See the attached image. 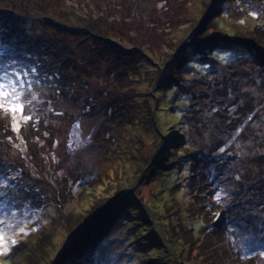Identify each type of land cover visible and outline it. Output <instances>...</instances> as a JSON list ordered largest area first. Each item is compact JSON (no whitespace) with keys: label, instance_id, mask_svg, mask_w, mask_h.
<instances>
[{"label":"rangeland","instance_id":"obj_1","mask_svg":"<svg viewBox=\"0 0 264 264\" xmlns=\"http://www.w3.org/2000/svg\"><path fill=\"white\" fill-rule=\"evenodd\" d=\"M16 1L0 4V24L29 27ZM29 10L32 19L54 16L44 19L56 21L47 38L64 50L48 54L54 64L60 59L61 88L72 73L66 55L82 63L87 81L78 76L68 94L43 88L36 105L11 113L14 137L32 144L36 163L26 161L21 187L0 180V204L8 205L0 264H27L21 256L41 229L52 243L37 263L57 264L108 216L81 252L96 264H264V217L239 218L251 204L254 212L264 206V155L257 154L264 151V45L255 55L237 45L244 31L264 29V0H32ZM96 20L120 47L106 48L108 63L93 55L104 53L102 42L86 34ZM119 50L129 56L124 70ZM86 86L95 92L92 108L111 101L121 116L86 113L77 95L86 96ZM43 98L36 123L20 130ZM36 126L44 132L34 137ZM184 144L190 153L168 152ZM156 158L162 163L150 168ZM214 160L220 170L210 168ZM231 204L237 208L227 212ZM226 213L242 223L214 230L221 215L230 223Z\"/></svg>","mask_w":264,"mask_h":264},{"label":"trees","instance_id":"obj_2","mask_svg":"<svg viewBox=\"0 0 264 264\" xmlns=\"http://www.w3.org/2000/svg\"><path fill=\"white\" fill-rule=\"evenodd\" d=\"M36 2L40 1V0H34ZM32 2V0H18L16 1V8H20L19 12L23 13V15H25L24 19L21 18V20L24 23L30 24L29 27H22L18 22H8V23H2L0 24L1 28H0V36L2 37V41L3 42V46H0V77H6L7 80H15V74H19L21 76V80L19 81V83L23 84V88L20 89V97L21 100L20 102L24 104V106L27 105H31L29 108L33 107L34 105L37 104V102L39 101L40 97H39V91L43 88L47 89L50 88V90H54V92H61L62 94H68V92H71L75 87L74 84L77 80V77L80 76L81 78L85 79L87 81V73L85 72V68H79L78 64H82L81 62L77 63L75 60L71 59L69 56H64V62H65V69H70L72 70V73L70 75V79H69V83L67 85V89L61 88V85L57 82L56 77H58V75H60V69L58 68L57 64H59L60 66V59H57L56 63H53V59L51 58L50 55H48L53 49L56 50V56H62L63 55V51L60 53V50L58 49V47H54V40L52 38L48 39L47 38V33L46 30L49 26H53L55 25L56 21H51L48 19H44V18H48L49 15L52 17L51 14L48 15L47 12L43 11V13L41 14V17H38L36 19H32L30 17L31 13L34 11H25V3L26 4H30ZM3 3V0H0V4ZM42 4V3H40ZM0 7H2V5H0ZM48 7L52 10L53 7L49 6ZM89 7V4L87 3V6ZM41 8H37L35 10V12L37 11H41ZM25 12V13H24ZM27 17H29L30 19H28ZM108 16L106 18L103 19L104 24L107 23H111V21H109ZM96 24H89L88 29H86V34H88V36H90L92 38V40H99L102 42V44L99 46V48H103L104 53H102L101 51H97L96 53H94V57L96 55H101V56H97L96 60L98 58H103L107 63V47H111L112 50L114 51L116 49H120V47L116 44V41L113 39L114 34H112L110 31H107V27L106 25L102 26V24L99 22V20H96ZM113 23V22H112ZM114 24V23H113ZM40 26L39 27H36ZM54 27V26H53ZM61 27V24L59 25V28ZM49 29V28H48ZM41 32H43L46 35V38H40L41 36ZM243 42L244 45H238V47H241V51L251 54H258L261 50V47L264 45V29H251L250 31L246 30L243 33ZM0 37V38H1ZM97 37V38H96ZM102 38V39H101ZM5 45V46H4ZM119 55L121 56L122 60H121V65L123 68L122 70H124L128 65V58L129 56L125 57L123 56V52L119 50ZM199 54V53H198ZM260 54V53H259ZM249 55V54H248ZM126 58V62L124 63L123 59ZM254 58H256L257 62L262 61L263 59L261 55H256ZM11 60H13L14 62H11ZM125 66V67H123ZM89 70V69H86ZM27 73V75L25 76L24 74ZM132 73H134L132 71ZM132 73L127 72L128 76L125 78V80H130V78H133ZM136 74V73H134ZM37 83V84H36ZM37 88V89H36ZM36 91V94H35ZM85 91H88L86 93V96L83 97V95L80 93V90L78 92L77 95H79L80 98H84V102L87 103L86 108H84L85 111L88 112H96L97 110H103L106 113H108L109 115L112 116V118H119L122 114L121 111H119V108L115 107L112 105L111 101L110 104H104L102 106H99L97 108H92L94 107V105H96V102L94 99L95 96H93V94H95L94 91L90 92V88H87ZM97 100L100 96H96ZM44 99V98H43ZM47 99L44 100H40L41 105H37L36 108L30 109V117L31 119H29V121H26V123L24 124V126L20 129V130H25V128L29 127L31 125V123L35 122L36 118L33 119L32 115H37V112H39L40 110H43V107L45 106ZM42 101V102H41ZM55 101V100H54ZM56 103V101H55ZM49 106V105H47ZM98 106V105H97ZM175 106V104L173 105ZM6 107H8L6 105ZM89 109H91V111H89ZM218 109L217 113L222 114ZM3 109H0V180L1 182L5 181L6 178H8L7 181L12 182L13 179H16L15 182V186H19L21 187L22 185L20 183L21 182V175L22 172H26L27 168H26V161H28V167L32 164L36 163V157L33 154V147L32 144H28L27 137L28 136H24V142H22L21 144L19 142L16 141V137H14V133L12 131V125H10L11 122V113H13V111H6L5 113L2 112ZM264 119V118H263ZM49 119H45V122L48 121ZM29 122V123H28ZM36 123V122H35ZM225 124V123H224ZM263 124V123H262ZM43 126H45V124H43ZM43 126H36L34 128V137L38 136L39 134H43ZM229 125L225 124V129L226 130H230V128L228 127ZM264 128V127H263ZM181 148H174L169 150L168 152H174L176 149V152L178 149H182L186 154L190 153L189 148L184 145H181ZM188 150V151H187ZM257 154L260 155H264V151L262 150V152L258 149ZM163 155V154H162ZM35 157V158H34ZM164 157V155H163ZM262 160V159H261ZM154 162H161L162 163V159L156 158L155 161H153L150 164V168H152L154 166ZM190 164H188V166H191V168L193 167V163H191L189 161ZM195 166V165H194ZM211 169H219V165L217 161H213V163L211 164ZM222 169V167H221ZM201 171H199L200 173ZM24 176V175H23ZM0 182V183H1ZM131 188V187H130ZM127 191V190H126ZM235 201H238L239 203L241 202L239 200V198ZM240 205V204H239ZM254 205L251 204L248 207L247 211H243V213L239 216L240 219H248L251 218L252 216H258L261 218V220H263L262 217H264V206L262 209H256L255 212L252 211V207ZM8 208L7 203L5 204H0V215L2 214V212L4 210H6ZM228 211L227 212H231L234 211V209L237 208V206H233L231 204L230 207H227ZM230 209V210H229ZM243 210V208H241ZM208 211V210H207ZM13 212V211H11ZM204 215V221L207 222L208 221V213L204 212L202 213ZM228 213H226L227 216V220L230 221V223H225L223 220V216L221 215L217 220H219V223H217V225L214 226V230L217 231V229H219V226H237L238 223H240L241 220H236L234 219L233 215H230L232 217H228ZM105 218V217H104ZM111 219L110 216H108L106 218V220ZM104 220V219H103ZM103 220H101L98 223V227L97 229H93L92 232L89 234V236H85L81 241H78L76 246L69 251L68 253H66V251L64 252V256L61 257V259L58 260L57 264H96V258L92 259L91 253L89 254H81V252H83V249L86 248L87 245V240H89L92 236H95L98 228L100 229V227L102 226V222ZM104 220V221H106ZM226 220V221H227ZM242 223V222H241ZM240 223V224H241ZM221 224V225H220ZM213 228V227H211ZM210 228V226L207 228V232H211L214 231ZM221 228V227H220ZM76 229L73 228L71 231L72 233L75 231ZM44 229H41L38 231V239H37V244L33 245L34 247L31 248L30 250L25 251L24 253H26V255L23 257L21 256V260L24 262L26 261L27 264H38L37 261H42V259H40L37 254L41 253L42 256L44 257H48V253L47 250L50 246L51 242V236L48 234L45 235L43 238L40 237V233L44 232ZM75 233V232H74ZM73 233V234H74ZM212 233V232H211ZM47 238H49V240H47ZM92 240V239H91ZM91 240L89 241V244L91 243ZM23 246H25V244H23ZM15 248V246H13V249ZM51 248V247H50ZM240 248V247H239ZM232 257H235V252H230ZM70 254V255H68ZM237 255L240 254V251L236 252ZM12 254L8 255V258L11 256ZM11 258V257H10ZM30 260V262H29Z\"/></svg>","mask_w":264,"mask_h":264},{"label":"snow or ice","instance_id":"obj_3","mask_svg":"<svg viewBox=\"0 0 264 264\" xmlns=\"http://www.w3.org/2000/svg\"><path fill=\"white\" fill-rule=\"evenodd\" d=\"M24 75L26 76L27 73ZM20 80L21 76L19 74H15V80H7L6 77H0V109L13 112L17 109L21 112L24 111L25 106L20 102V89L23 88V84L19 83ZM24 119L29 120L31 117L26 115ZM217 198H219V194H217ZM0 240H3L2 236H0ZM7 251V247L0 246V255L6 254Z\"/></svg>","mask_w":264,"mask_h":264}]
</instances>
